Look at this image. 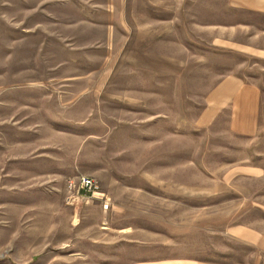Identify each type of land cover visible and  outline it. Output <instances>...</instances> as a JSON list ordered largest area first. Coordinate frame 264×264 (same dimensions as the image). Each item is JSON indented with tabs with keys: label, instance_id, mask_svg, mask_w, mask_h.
<instances>
[{
	"label": "rangeland",
	"instance_id": "obj_1",
	"mask_svg": "<svg viewBox=\"0 0 264 264\" xmlns=\"http://www.w3.org/2000/svg\"><path fill=\"white\" fill-rule=\"evenodd\" d=\"M223 2L0 0V264H264L227 234L264 231V60L222 42ZM228 75L262 90L253 138L196 126Z\"/></svg>",
	"mask_w": 264,
	"mask_h": 264
},
{
	"label": "crops",
	"instance_id": "obj_2",
	"mask_svg": "<svg viewBox=\"0 0 264 264\" xmlns=\"http://www.w3.org/2000/svg\"><path fill=\"white\" fill-rule=\"evenodd\" d=\"M181 3H179L180 5ZM223 5L228 13L226 24L222 26L227 33L225 43L241 53L264 60V0H224ZM90 26L103 29H114L112 24L84 22ZM79 22V23H81ZM87 25V26H88ZM244 30L248 33V41H237V33L230 31ZM220 42V40H219ZM262 90L256 82H248L239 76L228 75L220 79L206 94L204 107L200 112L196 126L206 129L216 124L221 117L226 118L228 132L237 137L253 138L258 133ZM246 174L258 177V167L249 166ZM261 171V170H260ZM231 238L254 248L264 262V231L245 227L230 228L227 233ZM151 243L152 252L164 249L162 245ZM162 244V243H160ZM164 251V250H163ZM116 264H213L195 258L178 256L169 253L167 256H139V258Z\"/></svg>",
	"mask_w": 264,
	"mask_h": 264
},
{
	"label": "built area",
	"instance_id": "obj_3",
	"mask_svg": "<svg viewBox=\"0 0 264 264\" xmlns=\"http://www.w3.org/2000/svg\"><path fill=\"white\" fill-rule=\"evenodd\" d=\"M77 194L79 197L88 202L94 196H100L103 201V208L108 209V201L104 198L103 194H100L98 191V185L96 181L88 176H80L77 178Z\"/></svg>",
	"mask_w": 264,
	"mask_h": 264
}]
</instances>
